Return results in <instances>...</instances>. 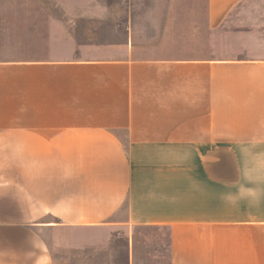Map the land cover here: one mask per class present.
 Listing matches in <instances>:
<instances>
[{
    "label": "crops",
    "instance_id": "1",
    "mask_svg": "<svg viewBox=\"0 0 264 264\" xmlns=\"http://www.w3.org/2000/svg\"><path fill=\"white\" fill-rule=\"evenodd\" d=\"M243 1L207 0L182 46ZM0 38V264H53L51 230L96 235L89 264H264L263 57L49 55L41 24Z\"/></svg>",
    "mask_w": 264,
    "mask_h": 264
},
{
    "label": "rangeland",
    "instance_id": "2",
    "mask_svg": "<svg viewBox=\"0 0 264 264\" xmlns=\"http://www.w3.org/2000/svg\"><path fill=\"white\" fill-rule=\"evenodd\" d=\"M206 18L207 0H0V37L39 32L41 24L49 55L141 58L186 52L264 58V0H244L228 16L242 21H225L219 38L209 31L202 42L183 47L184 35L194 37ZM91 236L96 237L88 231H48L53 264H89ZM110 236L119 246L122 234ZM117 249L113 261L120 264Z\"/></svg>",
    "mask_w": 264,
    "mask_h": 264
}]
</instances>
